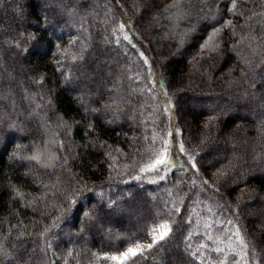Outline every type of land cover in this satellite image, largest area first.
I'll list each match as a JSON object with an SVG mask.
<instances>
[{
    "label": "trees",
    "instance_id": "trees-1",
    "mask_svg": "<svg viewBox=\"0 0 264 264\" xmlns=\"http://www.w3.org/2000/svg\"><path fill=\"white\" fill-rule=\"evenodd\" d=\"M162 224L135 264H264V0H0V264H116Z\"/></svg>",
    "mask_w": 264,
    "mask_h": 264
},
{
    "label": "rangeland",
    "instance_id": "rangeland-1",
    "mask_svg": "<svg viewBox=\"0 0 264 264\" xmlns=\"http://www.w3.org/2000/svg\"><path fill=\"white\" fill-rule=\"evenodd\" d=\"M105 1L109 2V3L111 2V0H105ZM121 1L126 2V0H121ZM139 1H143V0H139ZM42 5H43L44 10L49 8L48 4L46 2H43ZM111 6L114 9V6L113 5H111ZM123 7L124 8H120L119 12L122 13V15L128 16L130 18L132 16L131 11L129 10V8L126 5ZM151 8H152V6H151ZM156 17H158V15ZM175 20L176 19H174V21ZM44 28L49 30V32L51 33L52 36H58V32L60 31L58 29V27H56V26H53L51 28V27H48L47 25H45ZM145 28L151 29V28H153V25H151V23H150L147 26H145ZM155 28H159V27L155 26ZM62 30L64 31V28H62ZM73 30L77 34L76 36L78 37V39L76 38L75 40H73L70 44V47L68 48V50L70 51V54H72L71 57L67 58V59H63V58L61 59L60 58V60H61L60 63H62V66L59 67V71H58L60 74L65 70L66 67H68L71 70L75 66H77L78 65L77 62L81 61L84 58L83 52L85 50H87L88 48L93 47V44L91 43V34H90V31L88 30L87 24L75 26V27H73ZM169 32H170V35H172L173 37H176V41H177L179 37H178V34H176L175 29H169ZM216 32L217 31H213L212 34H215ZM167 36H168L167 34L163 35V37H161V39L164 40ZM212 37L213 36H211V39L214 40ZM141 38H142L143 43L146 46H151L152 41L150 40L149 37L143 35ZM211 39H208L206 41L204 40L203 42H205V43H204L203 47L210 44ZM176 41H175V44L177 43ZM196 53H197V51H196ZM60 55H61V51H60ZM72 56L73 57H77V56L79 57L76 64H74V59ZM67 61H68V63H67L68 65H66ZM63 63H64V65H63ZM78 63H80V62H78ZM157 63L160 64V66H162V59H159V62H157ZM171 112H172V110H171ZM172 116H173V112H172L170 119L173 118ZM189 120H190V118H189ZM187 121H188V119H187ZM172 122H173V120L171 121V125L173 124ZM180 123H182V126H184V127L186 126V120L184 119V117L181 118V115H180ZM174 126H175V123H174ZM174 134H176V131L173 130V136H174ZM173 145H174V143L172 142L170 145L171 153H169V155L165 157L167 159L168 163L166 165H161L158 169H167V168L171 169V168L176 167L177 163L179 162V159L177 158L178 157L177 153L172 148ZM257 230H258V228H257ZM101 235H103V233ZM135 245H131L130 247H135ZM127 250L128 249H126L124 252H126Z\"/></svg>",
    "mask_w": 264,
    "mask_h": 264
},
{
    "label": "snow or ice",
    "instance_id": "snow-or-ice-1",
    "mask_svg": "<svg viewBox=\"0 0 264 264\" xmlns=\"http://www.w3.org/2000/svg\"><path fill=\"white\" fill-rule=\"evenodd\" d=\"M176 2L179 3V0H176ZM235 3L236 0H233V8L235 7ZM125 39H127V37H125ZM166 152L167 149H165L164 153H161V155L152 164H150L146 170H155L161 165H166L168 163L167 159L164 158L166 156ZM169 231L170 229L168 228V225L162 224L158 229L152 230V243L147 245L137 243L135 247H129L126 252H123L118 256L108 257L107 259L115 261L116 264H127L129 261H132V264H135V257L138 255H143L144 251L150 250L152 247H154L158 240H163L164 237L168 235Z\"/></svg>",
    "mask_w": 264,
    "mask_h": 264
}]
</instances>
